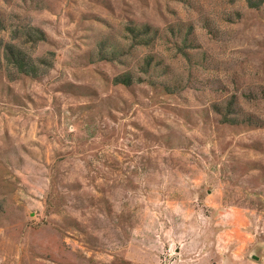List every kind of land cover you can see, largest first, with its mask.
I'll return each mask as SVG.
<instances>
[{
  "label": "rangeland",
  "instance_id": "1",
  "mask_svg": "<svg viewBox=\"0 0 264 264\" xmlns=\"http://www.w3.org/2000/svg\"><path fill=\"white\" fill-rule=\"evenodd\" d=\"M0 264H264V4L0 0Z\"/></svg>",
  "mask_w": 264,
  "mask_h": 264
},
{
  "label": "trees",
  "instance_id": "2",
  "mask_svg": "<svg viewBox=\"0 0 264 264\" xmlns=\"http://www.w3.org/2000/svg\"><path fill=\"white\" fill-rule=\"evenodd\" d=\"M245 2L247 6L252 9L259 8L262 4H264V0H245ZM131 31H133V29ZM149 31H150V27L145 25L142 27V29L137 31V34H135L134 37H138L142 34H149ZM36 32H37L36 34L37 39L42 40L44 37L43 33L39 30H36ZM4 59L7 65L14 67L15 70L20 74L31 76V77H36L38 76V74H40V71H38V68L33 63V61L30 58H28V56H26L24 52L17 49L12 44L11 45L7 44L4 46ZM40 61L41 63H43L42 59ZM150 65H151V60L150 58H148L146 61V68H144L145 72L148 71ZM113 83L117 85L119 84L123 86H130L133 82L129 74H121L113 78ZM227 106L229 109L228 111L231 112L232 102H229ZM223 121L224 123H228L231 120H229L226 115H223Z\"/></svg>",
  "mask_w": 264,
  "mask_h": 264
},
{
  "label": "water",
  "instance_id": "3",
  "mask_svg": "<svg viewBox=\"0 0 264 264\" xmlns=\"http://www.w3.org/2000/svg\"><path fill=\"white\" fill-rule=\"evenodd\" d=\"M251 257H252V258H254V259H258V257H257V256H255V255H252Z\"/></svg>",
  "mask_w": 264,
  "mask_h": 264
}]
</instances>
